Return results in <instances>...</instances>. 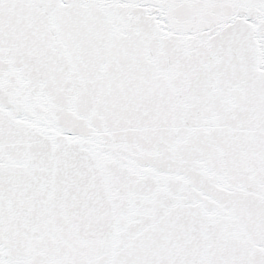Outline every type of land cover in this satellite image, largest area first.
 <instances>
[{"label": "snow or ice", "instance_id": "obj_1", "mask_svg": "<svg viewBox=\"0 0 264 264\" xmlns=\"http://www.w3.org/2000/svg\"><path fill=\"white\" fill-rule=\"evenodd\" d=\"M0 264H264V0H0Z\"/></svg>", "mask_w": 264, "mask_h": 264}]
</instances>
